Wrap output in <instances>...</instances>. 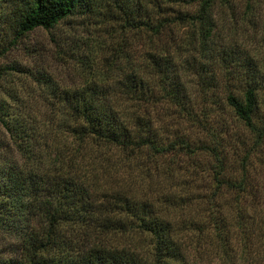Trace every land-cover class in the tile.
I'll return each mask as SVG.
<instances>
[{
    "label": "trees",
    "instance_id": "1",
    "mask_svg": "<svg viewBox=\"0 0 264 264\" xmlns=\"http://www.w3.org/2000/svg\"><path fill=\"white\" fill-rule=\"evenodd\" d=\"M112 1L118 9L114 20L119 31L134 34L136 53L135 46L133 50L120 39L104 56L96 53L87 64L80 60L67 86L47 71L0 68V79L9 83L0 87V129L5 142L0 146L8 154L0 165V244H7L4 250L0 247V264H190L181 230L167 217V207L187 208L192 198L162 191L154 195L145 180L153 169L155 175L164 176L168 188L174 178L169 171L172 162L203 153L213 160L215 186L205 201L216 210L214 197L222 185L243 201L249 198V207L228 206V231L245 228L252 232L255 227L253 233L264 236V217L256 202L260 193L257 183L250 181L264 168V161L255 175L248 165L250 156L264 143V117L258 126L252 121L260 104L258 91L264 87L258 84L253 59L232 39L236 29L229 27L227 42L219 48L220 55L214 56L208 45L216 32L211 14L216 0ZM189 1H197L193 14L163 15L171 3ZM4 2L0 6L2 24L17 39L38 27L49 30L75 15H97L99 0ZM179 22L195 32L190 47L197 44L204 55V61H199L203 67L187 60L189 71L196 75L199 69L207 88L216 87L206 75L205 64H222L228 74L223 104L253 133L252 147L238 165H225L219 141L210 147L191 146L180 137L160 141L154 113L172 106L191 118V98L166 48L161 54H140L137 46L142 33L155 45ZM12 73L27 76L32 84L11 79ZM27 86L32 92L24 95ZM31 93L47 98V108L40 110L36 103L29 107L25 99ZM260 102L264 109V93Z\"/></svg>",
    "mask_w": 264,
    "mask_h": 264
},
{
    "label": "rangeland",
    "instance_id": "2",
    "mask_svg": "<svg viewBox=\"0 0 264 264\" xmlns=\"http://www.w3.org/2000/svg\"><path fill=\"white\" fill-rule=\"evenodd\" d=\"M4 1L6 0H0V6L6 5ZM196 9L197 1L174 2L162 12L164 16L172 18L175 13L190 15ZM211 14L213 23L216 24V32L208 45L212 49L210 54L220 55L218 51H222V48H219L227 42L228 29L233 26L236 32L232 39L235 38V43L240 46L244 54L255 62L259 71L258 84L264 87V0H216L211 5ZM116 17L118 18V9L113 1L99 0L97 15H75L49 30L38 27L17 39L13 38L12 31L7 25L2 24L4 21L0 18V68L14 66L21 69L43 70L62 85H70L74 78L72 69L79 66L80 60L87 64L96 53L104 56L110 52L108 48L114 46L120 39L125 40L126 45L129 43L133 50L135 46L134 53H136L134 34L119 31V23L114 20ZM195 35L191 28L179 22L166 30L155 45L148 43L144 33L140 36V44L137 46L140 54L146 51L161 54L163 48L167 49L165 51H168V59L180 71V81L187 89L192 104L191 118L172 106L158 108L154 113V126L160 141L164 143L180 137L188 139L191 146L210 147L215 141H219L226 155L225 165L227 167L238 165L241 156L252 147L253 133L246 130L223 104L225 94L223 83L228 82L226 79L228 74L222 64H205L206 75L212 78L210 80L214 81L216 87L207 88V83L202 82L203 74L199 73V69H196V75L189 71L187 60H195L198 63L204 61L202 58L204 55L200 53L202 49L197 44L190 47V43L196 40ZM162 43L168 47H163ZM206 54L209 55L207 52ZM199 67H203L201 63L198 64ZM12 78H19L25 86L32 84L24 75L12 73ZM5 80L7 82V77ZM3 84L9 83L0 79V87ZM15 86L13 83L11 87ZM263 89L258 91L260 104L252 116L256 126L264 117V109L260 102ZM30 92L32 91L27 86L22 94ZM25 100V103L31 104L29 107L35 106L36 103V108L40 110L48 106L47 98L38 97L36 93H31ZM216 102H219L218 105ZM2 143L5 145L0 129V144ZM7 157L6 149L0 146V165ZM260 161H264V143L257 154L249 158L251 175L257 172ZM156 163L160 164L159 161ZM172 163L174 164H171L172 167L169 169L174 177L172 185L177 184V186L171 185L167 188L168 185L163 180L164 176L155 175L153 169H150V178L145 181L151 183V192L154 195H159V191H162L165 192L164 194H186L192 198V204L187 208L167 207V217L176 228L181 230L190 264H228V262L264 264V236L253 233L255 227L252 232L245 228H229L228 231V206L233 207L234 203H237L249 207L252 204L250 199L243 201L239 195L228 191V188L222 185L214 197L215 210L205 201L210 198L212 192H215L211 177L212 158L207 153H203L191 159L177 157ZM129 169L132 175H136L134 167L130 166ZM260 172L250 178V181L257 183L258 195L260 193L256 199L257 208L264 217V168ZM160 186L164 188L160 189ZM161 198L162 196L160 200ZM0 247L4 250L7 244L2 242Z\"/></svg>",
    "mask_w": 264,
    "mask_h": 264
}]
</instances>
